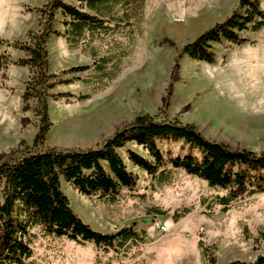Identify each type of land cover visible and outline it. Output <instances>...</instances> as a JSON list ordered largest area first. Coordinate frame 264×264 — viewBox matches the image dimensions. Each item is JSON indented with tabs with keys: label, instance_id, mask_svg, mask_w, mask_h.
Here are the masks:
<instances>
[{
	"label": "rangeland",
	"instance_id": "374dc122",
	"mask_svg": "<svg viewBox=\"0 0 264 264\" xmlns=\"http://www.w3.org/2000/svg\"><path fill=\"white\" fill-rule=\"evenodd\" d=\"M259 1L264 11V0ZM64 2L79 7L75 0ZM43 4L0 0V53L11 61L23 54L5 45L22 42L28 30L37 29L35 9ZM238 4L110 0V17L104 18L101 29L85 30L76 38L50 37L48 72L68 82L49 91L51 127L43 150L96 148L140 115L158 123L191 124L205 139L231 149L264 150V27L241 33L246 39L241 45H213L211 64L180 55L184 45L229 17ZM55 28L65 32L60 23ZM177 58L179 68L171 82ZM79 66L89 69L62 74ZM27 77L26 67L12 64L0 72V153L21 141L30 147L37 131L34 102L27 111L22 109ZM156 144L165 159L186 152L180 140ZM127 150L149 157L132 143L117 150L127 171L137 177L132 191L122 189L115 201H104L83 196L64 181L61 189L91 229L114 234L131 227L137 243L105 249L92 242L47 237L34 227L33 264H229L249 263L264 254V193L244 194L224 207L217 198L226 195L225 190L169 164L161 174L149 176L128 161Z\"/></svg>",
	"mask_w": 264,
	"mask_h": 264
},
{
	"label": "trees",
	"instance_id": "16d2710c",
	"mask_svg": "<svg viewBox=\"0 0 264 264\" xmlns=\"http://www.w3.org/2000/svg\"><path fill=\"white\" fill-rule=\"evenodd\" d=\"M75 1L79 7L64 0H44V4L35 9L37 29L28 30L24 41L5 45L22 52V57L11 61L0 53V72L10 64L28 69L21 96L22 109L27 111L30 102H34L32 112L38 121L30 147L21 141L17 148L0 153V264H33L30 243L34 227L47 237L92 242L105 249H122L137 243L138 234L131 227L114 234L91 229L71 209L61 189L64 181L79 194L104 201H115L122 189L132 191L137 177L127 171L117 153L130 143L141 147L149 157L127 150V159L133 166L149 176L161 174L168 164L172 169H181L202 179L211 188L225 190L226 195L217 198L218 204L224 207L244 194L264 193V150L256 153L231 149L223 143L205 139L191 124L158 123L148 115L137 116L96 148L43 150L51 127L48 99L53 95L49 91L68 82L48 72L47 40L52 36L76 38L85 30L101 29L104 18L110 17L106 6L110 0ZM84 8L94 15L83 11ZM58 15L61 21L57 20ZM58 23L65 28L64 33L56 30ZM263 27L264 11L260 8V1L239 0L238 8L229 17L184 45L180 55L211 64L214 62L213 45L223 42L241 45L246 42L241 33ZM3 45L4 41L0 40V46ZM177 61L178 58L172 69L171 82L176 80ZM88 69V66L72 67L62 74ZM169 95L168 90L167 97ZM161 140H180L186 146L185 154L165 159L156 144ZM229 264H264V254L249 263L235 260Z\"/></svg>",
	"mask_w": 264,
	"mask_h": 264
}]
</instances>
